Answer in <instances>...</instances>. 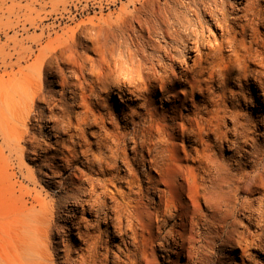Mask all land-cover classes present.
Masks as SVG:
<instances>
[{
	"label": "bare ground",
	"instance_id": "bare-ground-1",
	"mask_svg": "<svg viewBox=\"0 0 264 264\" xmlns=\"http://www.w3.org/2000/svg\"><path fill=\"white\" fill-rule=\"evenodd\" d=\"M120 2L3 62L0 158L34 186L28 256L264 264V0ZM38 183L66 193L64 215Z\"/></svg>",
	"mask_w": 264,
	"mask_h": 264
},
{
	"label": "rangeland",
	"instance_id": "rangeland-1",
	"mask_svg": "<svg viewBox=\"0 0 264 264\" xmlns=\"http://www.w3.org/2000/svg\"><path fill=\"white\" fill-rule=\"evenodd\" d=\"M121 3L115 8L111 6L109 0H0V76L4 70L3 62L11 55L15 57V50L22 42L25 46H29V37L39 35L42 29L45 28L47 32L46 28L51 27L49 30H52L51 33L55 31L54 34L77 33L85 25H101V18L114 12V9L117 10ZM188 63L192 64V61ZM52 88L55 91L59 86ZM55 95L57 97V93ZM257 134L259 141L264 143V129ZM127 153L131 154L130 150H127ZM224 153L231 152L226 150ZM28 160H23L24 169L38 176L37 166ZM263 165L264 156L261 160V166ZM12 172L14 171L9 173ZM25 188L33 189L34 186L22 182L21 177L7 176L0 158V264H35L28 256L24 241V213L30 206L28 198H23ZM36 190L42 192L41 198L45 201L56 200L55 212L64 215L67 204L65 192H59L55 188L51 190L44 183H38ZM32 194L35 195V192ZM53 253L54 261L49 264H65L63 259L58 258L59 255ZM59 253L60 257L64 258L63 252L59 251ZM158 253L160 254L159 251ZM160 260H162L161 256Z\"/></svg>",
	"mask_w": 264,
	"mask_h": 264
}]
</instances>
